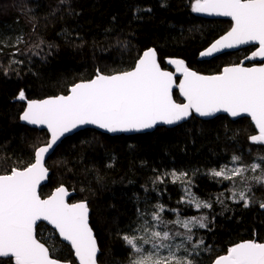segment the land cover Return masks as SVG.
Returning <instances> with one entry per match:
<instances>
[{
	"label": "trees",
	"instance_id": "trees-1",
	"mask_svg": "<svg viewBox=\"0 0 264 264\" xmlns=\"http://www.w3.org/2000/svg\"><path fill=\"white\" fill-rule=\"evenodd\" d=\"M192 0H0V39L24 43L15 59L24 63L5 75L0 71V174L12 166L22 167L34 159V148L48 141V134L20 123L24 103L18 99L21 89L26 100L66 94L74 82L92 78L97 68L105 74L130 70L135 60L148 48L157 51L163 69H170L169 59H182L185 65L201 74H216L228 65L260 64L245 60L256 46L248 45L236 52L211 60H199V53L231 27L228 20L206 19L191 11ZM164 5V6H162ZM150 9V11H148ZM41 45L44 59L33 55ZM121 43H117V41ZM127 42L125 47L124 42ZM48 44L54 45L52 48ZM32 49V51H29ZM13 47L0 52V64L8 67ZM177 102H181L177 92ZM247 118L231 121L218 116L204 121L190 118L175 128H157L151 133L109 136L95 130H82L66 138L48 159L50 176L40 189L48 196L63 184L73 196L70 203L86 200L90 209V226L102 249L99 264H127V250L117 233L137 207L163 203L169 208L186 209L185 216L209 215V229L198 230L194 239L203 238L214 247L200 259L226 254L227 248L244 240L264 242V188L254 189V202L225 200L227 208L215 202L219 193L228 196L227 182L218 184L205 173L228 162L233 154H243L246 162L260 152L248 137L256 135ZM111 164L112 167H108ZM156 170L155 172L153 170ZM193 176V191L201 199L213 202V209L199 212L177 205L183 194L179 184L157 185L151 178L172 170ZM102 177L98 180L97 176ZM144 187H141V186ZM145 187L148 191H145ZM174 218L172 215L166 217ZM37 239L50 246L54 258L75 263L70 247L62 243L44 224L37 229Z\"/></svg>",
	"mask_w": 264,
	"mask_h": 264
},
{
	"label": "snow or ice",
	"instance_id": "snow-or-ice-1",
	"mask_svg": "<svg viewBox=\"0 0 264 264\" xmlns=\"http://www.w3.org/2000/svg\"><path fill=\"white\" fill-rule=\"evenodd\" d=\"M68 2L60 0L61 4ZM191 11L229 17L232 22L230 30L201 51L200 57H213L226 54V49L258 44L245 60L264 59V0H192ZM22 43L23 37H17L15 44L0 39V52L4 47L15 48L8 67L0 64V71L5 75L24 63L15 59L20 52L16 45ZM44 43L41 40L35 45L37 50L32 54L41 59L50 55V52L44 53L41 47ZM124 44L127 47L126 41ZM53 46L48 44L49 48ZM168 63L181 73L183 78L179 83L174 73L161 68L157 51L148 48L130 70L105 74L97 68L92 78L70 84L67 94L27 101L20 120L45 126L50 139L34 148V159L26 166H12L0 174V264H73L71 260L54 258L50 246L37 239L41 222L51 225L53 237L58 233L70 245L78 264H99L102 249L90 226L88 202L69 203V191L63 184L45 199L37 191L41 182L49 179L46 155L54 151L66 133L80 126L95 125L108 133L141 132L158 125H177L195 117H216L221 113L231 118L246 115L258 130L248 140L261 146L259 151L264 152V63L244 67L242 60L214 75L192 71L182 59H169ZM174 88L179 89L183 103L173 99ZM18 99H26L23 89ZM198 172L199 169L195 170L191 176L177 170L157 173L151 178L152 190L157 191V185H164L170 179L171 184L181 186L183 194L177 201L178 206L185 205L198 212L212 210V200L201 199L193 191V176ZM205 175L221 185L227 182L229 195L219 193L216 203L227 208L225 200H231L248 208L254 202V189L264 188V154H258L250 163L243 154H233L228 162L209 169ZM97 179L102 177L98 175ZM145 191H148L146 187ZM259 207L264 209V201L259 202ZM185 210L169 208L160 202L152 205L146 198L145 206L137 207L135 218H130L117 233L127 250V264H205L201 255L213 253L214 247L207 245L203 238L194 237L198 230H210L209 215L185 216ZM169 215L174 218H166ZM208 264H264V242L249 239L236 243L227 248L226 254L209 258Z\"/></svg>",
	"mask_w": 264,
	"mask_h": 264
},
{
	"label": "water",
	"instance_id": "water-1",
	"mask_svg": "<svg viewBox=\"0 0 264 264\" xmlns=\"http://www.w3.org/2000/svg\"><path fill=\"white\" fill-rule=\"evenodd\" d=\"M198 15L199 16H201V17H203V18H206V19H216V20H228V21H230L231 22V19L229 18V17H220V16H214V15H207V14H205V13H198ZM232 23V22H231ZM231 28V27H230ZM230 28L227 30V31H229L230 30ZM226 31V32H227ZM226 32H224L222 35H220V36H223ZM219 36V37H220ZM219 37H217L216 39H218ZM215 39V40H216ZM212 42H214V41H212ZM211 42V43H212ZM210 43V44H211ZM209 44V45H210ZM209 45L207 46V47H209ZM249 45H254V46H256V47H258V44H249ZM246 46H248V45H241L238 49H226V50H224V53H230V52H236V51H238V50H241V49H243V48H245ZM206 47V48H207ZM205 48V49H206ZM204 49V50H205ZM203 51V50H202ZM220 55H222V54H216V55H214L213 57H200L199 56V60H205V61H207V60H211V59H213V58H215V57H218V56H220ZM157 59H158V56H157ZM256 60H257V62H261L260 64H262V63H264V59H262V58H259V57H257L256 58ZM158 62H159V60H158ZM159 64H160V62H159ZM260 64H255V65H251V66H246V65H243L244 67H253V66H259ZM167 65L170 67V69H163L162 67V69L163 70H165V71H169V72H172V73H174L175 74V78H176V83H179V79H182L183 77H182V75H181V73H179V72H177L176 71V66L175 65H173V64H169L168 63V61H167ZM161 66V65H160ZM228 66H230V65H228ZM134 67V66H133ZM224 68V67H223ZM222 68V69H223ZM222 69H221V71H222ZM191 70V69H190ZM193 71V70H192ZM198 73V72H197ZM199 74H201V73H199ZM216 74H218V73H216ZM202 75H214V74H202ZM175 91L177 92V95H178V98L181 100V102H177V103H183L184 102V98L180 95V93H179V89L178 88H174L173 89V99L175 100V98H174V93H175ZM67 94V93H66ZM60 95V94H59ZM45 98H47V97H45ZM42 99H44V98H42ZM35 100H37V99H35ZM23 103H24V109H23V111L25 110V108L27 107V101L28 100H21ZM23 111H22V113H23ZM21 113V114H22ZM218 116H226L227 117V115L226 114H217V116L216 117H218ZM216 117H205V118H200V117H196V118H198V119H200V120H204V121H208V120H212V119H214V118H216ZM231 121H236V120H238V119H241V118H247V119H249L250 120V122H251V124L253 125V127H254V129H255V132L258 134V130L255 128V125H254V123L251 121V118L250 117H247L246 115H242L241 117H237V118H231V117H228ZM187 121V120H186ZM186 121H182V122H180L179 124H177V125H171V126H169V125H158V126H156V127H154V128H152V129H146V130H143V131H141V132H118V133H108V132H106L105 130H103V129H99L98 127H96L95 125H85V126H80V127H78L77 129H74L72 132H70V133H66L65 134V136L64 137H62L61 138V141H59L58 142V144H57V146H55V148H54V151H51V153L50 154H48V155H46V163H47V161H48V159L53 155V153L55 152V150L57 149V147L61 144V142L62 141H64L66 138H68V137H70V136H72L73 134H76L77 132H79V131H82V130H86V129H90V130H95V131H97V132H100V133H102V134H106V135H109V136H119V135H126V136H131V135H134V134H145V133H151V132H153V131H155L157 128H167V129H170V128H175V127H177V126H179V125H181L182 123H184V122H186ZM20 123L21 124H23V125H25V126H27V127H29V128H32V129H36V130H39V131H45L47 134H48V140L50 139V133H48V130H47V128L45 127V126H38V125H29V124H27L26 122H24V121H21L20 120ZM43 146V145H42ZM49 176H50V172H49ZM47 182H48V179L47 180H45V181H42L41 182V185L38 187V189H37V191H38V194L40 195V189L43 187V186H45L46 184H47ZM55 190V189H54ZM53 190V191H54ZM52 191V192H53ZM69 191V190H68ZM51 192V193H52ZM51 193L49 194V195H51ZM48 195V196H49ZM41 196V195H40ZM48 196H46V197H41L42 199H45V198H47ZM73 196V192L72 191H69V197L67 198L68 199V202H69V200L71 199V197ZM78 202V201H77ZM70 203V202H69ZM73 203H75V202H73ZM40 224H44V225H46V226H48L49 228H51V225H47V223L46 222H41ZM52 229V228H51ZM54 231V230H53ZM56 235H57V237L59 238V240L62 242V243H64V244H66V245H68L67 244V242H64V241H62V239L59 237V235H58V233H56ZM240 243V242H239ZM69 247H70V245H68ZM70 249H71V247H70ZM71 251H72V249H71ZM73 256H74V254H73ZM74 259H75V256H74ZM73 264H78V262L76 261V259H75V263H73Z\"/></svg>",
	"mask_w": 264,
	"mask_h": 264
},
{
	"label": "rangeland",
	"instance_id": "rangeland-1",
	"mask_svg": "<svg viewBox=\"0 0 264 264\" xmlns=\"http://www.w3.org/2000/svg\"><path fill=\"white\" fill-rule=\"evenodd\" d=\"M196 14H198V13H196Z\"/></svg>",
	"mask_w": 264,
	"mask_h": 264
}]
</instances>
